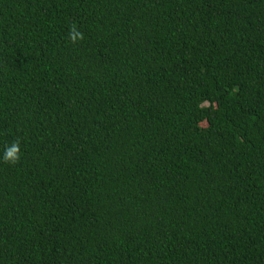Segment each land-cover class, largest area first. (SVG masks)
I'll return each instance as SVG.
<instances>
[{
    "label": "trees",
    "instance_id": "trees-1",
    "mask_svg": "<svg viewBox=\"0 0 264 264\" xmlns=\"http://www.w3.org/2000/svg\"><path fill=\"white\" fill-rule=\"evenodd\" d=\"M0 264H264V0H0Z\"/></svg>",
    "mask_w": 264,
    "mask_h": 264
},
{
    "label": "clouds",
    "instance_id": "clouds-1",
    "mask_svg": "<svg viewBox=\"0 0 264 264\" xmlns=\"http://www.w3.org/2000/svg\"><path fill=\"white\" fill-rule=\"evenodd\" d=\"M83 37V33L81 31H79L75 26H73L69 33H68V39L72 42V43H76L77 41L82 40ZM20 159V149L19 146L17 144H12L4 153L3 155V160L6 163H11V164H15L19 161Z\"/></svg>",
    "mask_w": 264,
    "mask_h": 264
}]
</instances>
